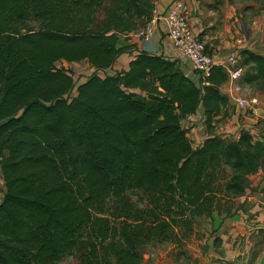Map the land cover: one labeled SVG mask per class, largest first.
<instances>
[{
  "label": "trees",
  "instance_id": "16d2710c",
  "mask_svg": "<svg viewBox=\"0 0 264 264\" xmlns=\"http://www.w3.org/2000/svg\"><path fill=\"white\" fill-rule=\"evenodd\" d=\"M150 15L149 0H0V264H140L148 245H179L195 218H211L216 195L231 216L257 190L248 176L264 172V142L214 135L228 116L222 68L196 86L176 61L140 54L64 98L73 79L57 62L110 67L118 32ZM242 60L256 71L248 83L264 85V58ZM151 80L157 93L129 92ZM199 109L207 137L193 148L181 123Z\"/></svg>",
  "mask_w": 264,
  "mask_h": 264
},
{
  "label": "rangeland",
  "instance_id": "374dc122",
  "mask_svg": "<svg viewBox=\"0 0 264 264\" xmlns=\"http://www.w3.org/2000/svg\"><path fill=\"white\" fill-rule=\"evenodd\" d=\"M260 4L256 3L255 6H260ZM262 4L264 5V3ZM243 5H247V3ZM247 14L249 13L246 12ZM140 23L141 21H138L139 28L131 29L127 32L138 33L140 29H143L149 23V20L145 23L143 22L144 24ZM30 25L35 26L33 23ZM194 34L200 40V37L195 32ZM207 52L209 53V51ZM253 66V64L245 65L243 60H240L238 67L242 70L241 77L237 83L233 84V96L237 94V96L244 97L243 99L247 100L251 97H256L258 100L264 102V85L261 83L249 84L247 81L248 76H253L256 73L255 69L252 68ZM55 67L65 70L67 72L66 74L70 75L73 79V87L69 94L64 97L67 100L74 99L77 95L78 87L86 83L91 77L98 76L105 78L110 75V73H107L109 67L97 72L86 61L79 63L59 61L55 64ZM157 90L156 83L151 80L146 81L142 86L130 89L129 92L139 95L142 98H147L149 95L155 94ZM231 99L234 103L232 111H227L228 119H222L221 117L225 113V108L222 109L218 118L219 122L214 124V135L221 139L237 140L242 132H247L252 136L254 141L264 142V129L253 126L257 122L261 123L260 120L264 122V116H262L264 112H261L264 111L263 108H260V110L253 114L248 109H239L236 106V99L232 97ZM185 126L183 125V128ZM227 127H235V132L229 134L231 132L226 131ZM186 131H188L187 137L192 147H200L202 144L198 147L195 146L197 143L190 130ZM197 136L200 137V141L203 143L207 137V133L205 135L201 131H197ZM224 170L219 181L221 188H223L224 183L231 176V170L229 168L225 167ZM248 182L250 189L257 190L255 192L247 191V203L242 208L236 206L238 205L237 203H243L244 199L234 200L235 205L232 207V213H235L236 209L237 213L231 216L226 215L225 212L223 213L226 206L232 205V202H228L224 197L216 195L212 199L214 211L212 212L211 218L207 216L195 218L192 234L179 245H173L169 242H158L148 245L142 251L140 264L255 263V260L264 254V235L262 233V230L264 231V202L263 195L261 194V190L264 188V172L259 170L257 173L248 176ZM2 188L3 181L0 175V204L3 197ZM129 196L133 202L140 205L139 202L141 200H138L135 192L129 193ZM59 264H79V262L73 256H65Z\"/></svg>",
  "mask_w": 264,
  "mask_h": 264
},
{
  "label": "crops",
  "instance_id": "0c3cea01",
  "mask_svg": "<svg viewBox=\"0 0 264 264\" xmlns=\"http://www.w3.org/2000/svg\"><path fill=\"white\" fill-rule=\"evenodd\" d=\"M149 2L151 13L155 0H149ZM187 2L190 10L189 25L211 55L222 60L233 56L238 63L245 52H251L264 58V5L262 4L264 0H187ZM245 3L247 5H243ZM256 3L261 4L255 6ZM168 5L167 1L159 4V15L163 16L167 12ZM246 12L249 14L246 15ZM116 48L122 52L108 68L109 77L125 74L136 57L140 54H147L176 61L181 72L193 84L200 86V77L191 70L190 64L173 47L167 37L163 21L157 22L155 32L149 41L138 39L134 33L118 32ZM86 63L89 64L88 61ZM223 69L226 71L225 68ZM233 90V83L230 80L220 87L221 94L229 99L227 111H232L234 106L231 97L233 99L237 97V94L233 96ZM260 121L261 123L257 122L253 126L264 129V122ZM181 125L182 127L186 125L183 129L190 130L197 143L195 146H200L202 141L197 136V131L206 135L203 110H197L195 114L184 119ZM226 131L233 134L235 127H227ZM253 264H264V254L259 256Z\"/></svg>",
  "mask_w": 264,
  "mask_h": 264
},
{
  "label": "built area",
  "instance_id": "2783aa9c",
  "mask_svg": "<svg viewBox=\"0 0 264 264\" xmlns=\"http://www.w3.org/2000/svg\"><path fill=\"white\" fill-rule=\"evenodd\" d=\"M166 1L169 2L167 12L161 16L158 10L159 4ZM189 12L187 0H155L149 23L140 29L136 36L142 41H149L155 32L157 22L163 21L167 37L173 47L190 64L191 70L200 77V86L207 84V78L215 68H225L229 80L233 84L237 83L242 71L238 67L237 60L233 56L222 60L208 53L205 44L195 36L189 25ZM243 98L241 96L234 98L239 109H248L253 114L260 108L264 110V102L258 98L251 97L249 100Z\"/></svg>",
  "mask_w": 264,
  "mask_h": 264
}]
</instances>
